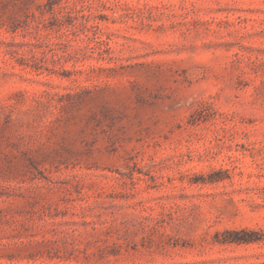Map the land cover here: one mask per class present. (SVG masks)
<instances>
[{
	"label": "rangeland",
	"instance_id": "374dc122",
	"mask_svg": "<svg viewBox=\"0 0 264 264\" xmlns=\"http://www.w3.org/2000/svg\"><path fill=\"white\" fill-rule=\"evenodd\" d=\"M0 264H264V0H0Z\"/></svg>",
	"mask_w": 264,
	"mask_h": 264
}]
</instances>
